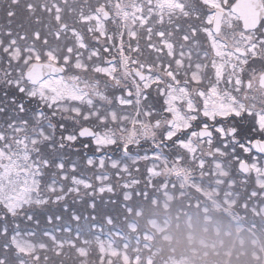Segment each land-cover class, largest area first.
<instances>
[{"label":"snow or ice","instance_id":"6c2138e0","mask_svg":"<svg viewBox=\"0 0 264 264\" xmlns=\"http://www.w3.org/2000/svg\"><path fill=\"white\" fill-rule=\"evenodd\" d=\"M184 189L264 231V0H0V264H150Z\"/></svg>","mask_w":264,"mask_h":264},{"label":"rangeland","instance_id":"374dc122","mask_svg":"<svg viewBox=\"0 0 264 264\" xmlns=\"http://www.w3.org/2000/svg\"><path fill=\"white\" fill-rule=\"evenodd\" d=\"M163 196L162 209H168V202L173 196L164 194ZM156 202L157 199L154 203ZM209 203L208 207L213 211H210L206 204L199 203L197 205L195 202L193 215L187 214L186 220L183 221L180 228L178 227L182 232L179 241L184 250L183 254L181 251L179 258L168 255L170 252L174 253L178 246V242H175L177 237L174 236L175 232L171 230L169 221L166 220L159 224L156 220H148L146 228L153 230L154 234L145 232L147 247L144 249L143 255L148 258L150 264H221V262L222 264H231L234 254L237 257H245L244 264H259L261 262L257 261V258L264 252L263 237H260L263 235L262 232L248 229L241 222L235 221L232 226H228L227 229L230 228V230L226 233L227 230H221V226L231 225L232 219H235L232 211L222 209V204L218 202L209 201ZM154 239L160 241V244L159 247L152 249L151 243ZM164 248L166 253H162ZM221 256V261L218 263ZM262 256L264 257V253Z\"/></svg>","mask_w":264,"mask_h":264},{"label":"trees","instance_id":"16d2710c","mask_svg":"<svg viewBox=\"0 0 264 264\" xmlns=\"http://www.w3.org/2000/svg\"><path fill=\"white\" fill-rule=\"evenodd\" d=\"M187 195H184L183 197H180V195L178 194H173V199L168 202L170 208L168 210H164V209H160L159 205H161V202L164 198L163 194H157L155 196V198L153 199L152 196L150 195L149 199L145 202L142 203L141 207H140V211L142 213V216L137 217L136 215L133 217V219L136 221V224L138 225V229H140V231L142 232V230L145 227V223H146V216H151V217H155L157 218L160 224L163 222L164 219H166L167 221H169V224L171 226V230L173 232H176V234H174L175 237H177V239L175 240V242L177 243V247H176V251L174 253H169L168 255H174L177 258L180 257V253L182 251V253L184 252L183 248L180 245L179 242V238H181V229L176 230L178 227L180 228V226L182 225L183 221L186 220L187 218V214H189L192 210H193V204L197 201V200H201V201H205L206 199L201 198L198 194L193 193L192 191H190L189 193L186 192ZM155 199H157L156 202V206L154 203ZM162 213V214H161ZM145 214V215H144ZM178 236H180L178 238ZM174 242V241H173ZM172 242V243H173ZM160 241L156 242L155 244H153V248H157L159 247ZM162 253H166L165 248L163 249ZM169 258V257H167ZM205 264V263H204Z\"/></svg>","mask_w":264,"mask_h":264},{"label":"bare ground","instance_id":"6f19581e","mask_svg":"<svg viewBox=\"0 0 264 264\" xmlns=\"http://www.w3.org/2000/svg\"><path fill=\"white\" fill-rule=\"evenodd\" d=\"M202 204H206L207 207L210 205V203L207 199Z\"/></svg>","mask_w":264,"mask_h":264}]
</instances>
